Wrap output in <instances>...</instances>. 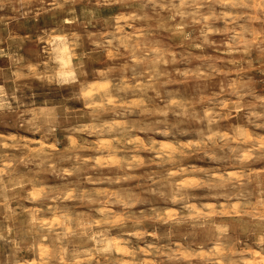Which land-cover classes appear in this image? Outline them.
I'll return each instance as SVG.
<instances>
[{
    "label": "rangeland",
    "instance_id": "obj_1",
    "mask_svg": "<svg viewBox=\"0 0 264 264\" xmlns=\"http://www.w3.org/2000/svg\"><path fill=\"white\" fill-rule=\"evenodd\" d=\"M204 22L224 31L197 48ZM241 23L173 18L142 0H0V84L24 121L37 110L51 130L0 119V264H221L225 253L257 264L264 159L241 164L231 149L264 138V119L237 108L231 84L264 97V56L229 51ZM252 26L243 39H264ZM77 63L79 98L46 86L52 68L69 81ZM197 70L207 78L185 75ZM213 223L239 227L218 244Z\"/></svg>",
    "mask_w": 264,
    "mask_h": 264
},
{
    "label": "clouds",
    "instance_id": "obj_2",
    "mask_svg": "<svg viewBox=\"0 0 264 264\" xmlns=\"http://www.w3.org/2000/svg\"><path fill=\"white\" fill-rule=\"evenodd\" d=\"M73 2V0H63V3H57V0H53L54 6L62 8L63 4ZM106 2V0H105ZM143 3L152 5L153 10L159 8L161 10L169 11L173 14V18L175 16L181 17H189L195 19L197 23H201L202 21H216V20H224L227 24L229 22V17L231 22L235 24L237 20L242 21L239 25L240 32L236 33V39L233 40L230 44L229 51H236V52H243L247 55L254 47L259 49L260 55L264 56V39H260L259 42L254 40H245L243 37L247 34L256 35V29L253 28L252 22L259 21L261 25H264V0H179L178 3H174L173 0H142ZM215 6L227 7L229 9L239 10L235 13L232 12H222L217 14L215 12ZM192 9L191 12H186L184 9ZM207 8L208 15L204 16L200 13V9ZM249 9H256L258 13H252L251 15L247 10ZM67 23H74L75 21L70 20L66 21ZM224 31L221 29H216L210 27L209 23L204 22L203 27L201 30V35L203 37L202 44H193L194 47L200 48L204 44H211L212 42L208 40V33L209 32H219ZM233 33H235V27L231 29ZM261 32L264 33V28H261ZM111 41H106L104 43H97V48H105L107 44H110ZM239 63V62H235ZM249 66H251L250 61H248ZM55 68L50 70V79L47 81V87L49 88H57L62 93L67 90L70 96H76L79 98V94L83 89L80 87L81 84L86 80L87 71L85 67L77 63L74 65V72L75 75L69 81H64L59 79L55 75ZM241 69H235L237 77H239L241 73ZM185 75L192 76L195 78L206 79V76H203L199 70L195 73H186ZM86 88V84L84 85ZM119 90V89H117ZM231 94L237 97L238 103L237 108H247L250 110V116H255L257 119H264V111L257 112L255 109L257 107L264 108V97H259L254 94L251 90H248L247 84L242 83L240 79L232 82L231 84ZM251 96L253 97V102L241 104L239 101H243L245 97ZM43 100L54 99V97H44ZM215 97H212L211 100H215ZM16 103V107H13V103ZM87 102V101H86ZM211 102V101H210ZM22 101L16 95L15 91H9V89L0 84V119H8L13 115L18 116V120L24 121V116L27 113H20L19 109L21 107ZM216 107H223L222 103H217ZM162 116H167V110L161 111L160 113ZM31 120L24 121L29 126L30 130L32 131H43L47 134L50 129H45L42 124L37 123V110L32 111L31 113ZM212 122L211 120L209 121ZM256 127H264V124H257ZM165 134H167L165 132ZM224 140V147H227L229 144V139L226 137H220ZM246 143L245 140H240L238 138V143L236 148H232L231 151L235 153L233 159L238 161L241 164L247 163L249 160L253 158L264 159V138H260L253 142L247 148L241 147ZM241 152H246L245 156H241ZM260 153L257 157L255 154ZM183 199V198H182ZM175 202V201H174ZM187 207H191L190 205H186ZM264 207V204H262ZM216 215H220L216 213ZM234 216H238L241 220L243 217L249 215V213L241 211L239 213H233ZM193 219H199L198 216H193ZM206 218V215H205ZM188 219V217H181L177 220V223H180L181 220ZM257 225H256V232L258 234V244L261 246V252H264V214H260L257 218ZM248 223H251L250 221ZM233 227H239V224H228L224 223L221 227L217 229V226L213 223L212 228L216 230V239L219 244L221 239L229 240V232L232 230ZM221 247H224L221 245ZM261 252H257L255 255L260 257V260L257 264H264V256L261 255ZM226 259L222 258L221 264H241L240 261L233 260L230 255L225 253ZM211 264V262H210ZM242 264H250L249 261L244 260Z\"/></svg>",
    "mask_w": 264,
    "mask_h": 264
},
{
    "label": "bare ground",
    "instance_id": "obj_3",
    "mask_svg": "<svg viewBox=\"0 0 264 264\" xmlns=\"http://www.w3.org/2000/svg\"><path fill=\"white\" fill-rule=\"evenodd\" d=\"M64 47H65V46H64ZM63 49H64V48H63L62 46L59 47V50H61V52H63ZM64 51H65V50H64ZM63 53H64V52H63ZM60 56H61V54H60ZM63 56H64V55H63ZM63 56H61L60 59L62 60L63 63H66V62H67V58L65 59V57H63Z\"/></svg>",
    "mask_w": 264,
    "mask_h": 264
}]
</instances>
